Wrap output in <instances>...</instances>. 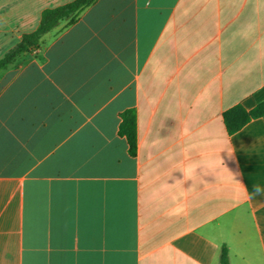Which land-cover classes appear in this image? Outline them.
Masks as SVG:
<instances>
[{"label":"crops","instance_id":"1","mask_svg":"<svg viewBox=\"0 0 264 264\" xmlns=\"http://www.w3.org/2000/svg\"><path fill=\"white\" fill-rule=\"evenodd\" d=\"M71 1L0 0V58ZM22 63L0 72V264H264V117L223 118L264 102V0H96Z\"/></svg>","mask_w":264,"mask_h":264},{"label":"trees","instance_id":"2","mask_svg":"<svg viewBox=\"0 0 264 264\" xmlns=\"http://www.w3.org/2000/svg\"><path fill=\"white\" fill-rule=\"evenodd\" d=\"M95 1L73 0L57 7L44 9L37 29L23 34L21 41L0 58V72L20 64L25 54L39 50L41 48V39L46 33L59 27L64 28L71 25L76 21L80 13ZM260 117H264V102L259 103L251 111H247L243 106L237 105L227 110L223 116L224 124L229 134L239 131L252 119ZM121 118L120 134L126 137L129 144V152L132 155H136L137 113L134 109H129L121 114ZM219 264H230L226 247L221 250Z\"/></svg>","mask_w":264,"mask_h":264},{"label":"clouds","instance_id":"3","mask_svg":"<svg viewBox=\"0 0 264 264\" xmlns=\"http://www.w3.org/2000/svg\"><path fill=\"white\" fill-rule=\"evenodd\" d=\"M227 151H228V154H229V157L231 158L232 157V154H233V152H234V149H232L231 147L230 148H227ZM221 162H222V164L224 165V161L221 159ZM232 174V173H231ZM233 175V174H232ZM233 177H234V175H233ZM253 193L255 194V195H264V188H262V187H260V186H253Z\"/></svg>","mask_w":264,"mask_h":264},{"label":"rangeland","instance_id":"4","mask_svg":"<svg viewBox=\"0 0 264 264\" xmlns=\"http://www.w3.org/2000/svg\"><path fill=\"white\" fill-rule=\"evenodd\" d=\"M21 64H23V63L21 62L20 65H21ZM16 66H17V65H15V66H13V67L7 69V70L1 71V72L10 71L11 69L15 68Z\"/></svg>","mask_w":264,"mask_h":264}]
</instances>
